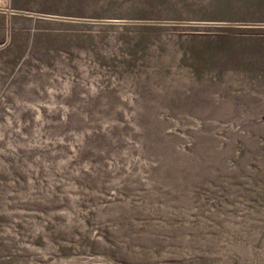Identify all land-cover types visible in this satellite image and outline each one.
Here are the masks:
<instances>
[{
    "label": "rangeland",
    "instance_id": "1",
    "mask_svg": "<svg viewBox=\"0 0 264 264\" xmlns=\"http://www.w3.org/2000/svg\"><path fill=\"white\" fill-rule=\"evenodd\" d=\"M0 264H264V0H0Z\"/></svg>",
    "mask_w": 264,
    "mask_h": 264
},
{
    "label": "crops",
    "instance_id": "2",
    "mask_svg": "<svg viewBox=\"0 0 264 264\" xmlns=\"http://www.w3.org/2000/svg\"><path fill=\"white\" fill-rule=\"evenodd\" d=\"M246 36H248V35H246ZM214 37H215V39H217L218 37H220L219 35H214ZM245 39H249V38H245ZM214 40V39H213ZM210 41H211V39H210ZM209 40H206V42L205 43H209L210 42ZM210 45V49L212 50L211 51V55L213 56V58H214V63H213V65H214V69H216V70H223V69H225V68H222V67H220V65H225V63H223V61H219L218 60V57H217V55H215L216 54V52L215 51H217V49L219 50L220 49V47H224L223 46V44H221V43H213V45H211V44H206L205 46H209ZM247 46H250V45H244V47H247ZM253 46V45H252ZM203 47H204V45H203ZM226 48H229V47H226ZM222 49H224V48H222ZM220 52V51H219ZM249 62V63H248ZM259 61L258 60H256V59H254V58H252V57H250L249 58V61H246L245 63H243V66H245V65H257V63H258ZM245 64V65H244ZM226 65H232L231 63H227ZM246 69H247V67H246ZM225 70H228V69H225ZM228 104H230V103H228ZM232 104V103H231Z\"/></svg>",
    "mask_w": 264,
    "mask_h": 264
}]
</instances>
